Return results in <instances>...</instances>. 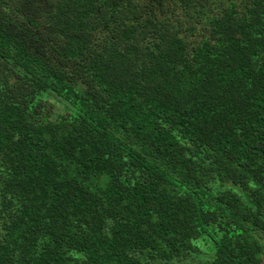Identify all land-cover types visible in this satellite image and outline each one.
<instances>
[{"label": "trees", "instance_id": "1", "mask_svg": "<svg viewBox=\"0 0 264 264\" xmlns=\"http://www.w3.org/2000/svg\"><path fill=\"white\" fill-rule=\"evenodd\" d=\"M194 259L264 264V0H0V264Z\"/></svg>", "mask_w": 264, "mask_h": 264}, {"label": "rangeland", "instance_id": "2", "mask_svg": "<svg viewBox=\"0 0 264 264\" xmlns=\"http://www.w3.org/2000/svg\"><path fill=\"white\" fill-rule=\"evenodd\" d=\"M13 1H14V0H13ZM43 3H44V2H43ZM44 4L46 5V8H47V9H50V8H49V7H51L50 4H47V3H44ZM44 4H43V5H44ZM44 7H45V6H44ZM204 257H207V256L203 255V256H202V260H204ZM156 264H159V263L156 262ZM193 264H201V263H200L198 260H195V259H194Z\"/></svg>", "mask_w": 264, "mask_h": 264}]
</instances>
